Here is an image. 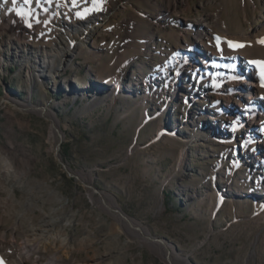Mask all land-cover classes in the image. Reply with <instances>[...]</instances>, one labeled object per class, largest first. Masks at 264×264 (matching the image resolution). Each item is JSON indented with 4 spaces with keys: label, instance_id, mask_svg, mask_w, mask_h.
Returning a JSON list of instances; mask_svg holds the SVG:
<instances>
[{
    "label": "rangeland",
    "instance_id": "rangeland-1",
    "mask_svg": "<svg viewBox=\"0 0 264 264\" xmlns=\"http://www.w3.org/2000/svg\"><path fill=\"white\" fill-rule=\"evenodd\" d=\"M262 40L264 0H0V259L264 264Z\"/></svg>",
    "mask_w": 264,
    "mask_h": 264
},
{
    "label": "bare ground",
    "instance_id": "bare-ground-1",
    "mask_svg": "<svg viewBox=\"0 0 264 264\" xmlns=\"http://www.w3.org/2000/svg\"><path fill=\"white\" fill-rule=\"evenodd\" d=\"M216 26L215 21L213 19L207 20V21H203L202 24L198 25L196 28V40L195 43H199L200 45H202L204 43V39H205V33L210 31L211 29H213ZM224 33H226L225 31H223ZM203 46V45H202ZM201 56V55H200ZM93 71V69H92ZM256 79V78H255ZM240 88L241 90L244 92L245 91V104L249 107H252V105H254L253 100L257 99V93H255L254 88H257V85L254 84V77L252 75H248L243 82H241L240 84ZM256 90V89H255ZM28 110L31 111H36L37 108H28ZM44 113V112H42ZM48 113L47 115L49 116L50 120H51V127L53 129V133L58 134L61 133L60 128H59V122L57 120V118L55 117V115H53L50 112H46ZM79 180L83 181V179L80 176H77ZM104 205H106V207L110 208L109 210L116 215V217L118 218V220L124 225L126 226V228H130L136 230V228H139L140 230L137 231L138 233H140L143 236H148L145 233V230L140 228V226H137L131 219H129L126 215H124L123 217L120 216V213H122L120 211L119 208H112L110 207L105 201L103 203ZM123 214V213H122ZM4 249V244L2 242H0V251H3ZM5 253H6V257L10 259L11 264H29V262L25 261L24 258H20L18 256L15 255V252L11 249V248H7L5 249ZM36 252V251H34ZM37 253V252H36ZM35 254V253H34ZM167 255V252H166ZM33 253H27L25 256L26 260L29 261H33L34 257H33ZM2 257V256H1ZM168 261L170 262V264H174L172 261V253H169L168 256ZM0 264H7V262H5L4 260L0 259Z\"/></svg>",
    "mask_w": 264,
    "mask_h": 264
},
{
    "label": "snow or ice",
    "instance_id": "snow-or-ice-1",
    "mask_svg": "<svg viewBox=\"0 0 264 264\" xmlns=\"http://www.w3.org/2000/svg\"><path fill=\"white\" fill-rule=\"evenodd\" d=\"M25 3H28L29 0H24ZM13 3H15V0H13ZM18 16H21L22 14L21 13H16ZM29 27L31 25H28ZM229 43V47L232 48V49H236V48H240V47H243L244 45H240V44H235L233 42H228ZM260 43L264 44V40L260 41ZM219 50V48H218ZM251 63H257V64H261L262 65V78H264V62H251ZM262 87H264V83H262L261 85Z\"/></svg>",
    "mask_w": 264,
    "mask_h": 264
},
{
    "label": "water",
    "instance_id": "water-1",
    "mask_svg": "<svg viewBox=\"0 0 264 264\" xmlns=\"http://www.w3.org/2000/svg\"><path fill=\"white\" fill-rule=\"evenodd\" d=\"M58 135V137H59V142H58V144H57V146H56V155H57V157H58V159H59V161H61V159H60V156H59V154H58V151H59V147H60V145H61V142H62V139H63V135H62V133H58L57 134ZM62 163V162H61ZM62 165H63V167L66 169V167H65V165L62 163ZM67 170V169H66ZM78 178V177H77ZM102 202L104 203V200H102ZM105 207H106V205H104ZM107 209H110V208H108V207H106ZM120 216H124V214H122V213H120ZM125 217V216H124ZM136 230L137 231H139L140 229L139 228H136ZM147 237V236H146ZM147 238H149L150 239V237H147ZM169 251H167V255H166V259H167V261H168V256H169ZM169 262V261H168ZM170 263V262H169Z\"/></svg>",
    "mask_w": 264,
    "mask_h": 264
},
{
    "label": "trees",
    "instance_id": "trees-1",
    "mask_svg": "<svg viewBox=\"0 0 264 264\" xmlns=\"http://www.w3.org/2000/svg\"><path fill=\"white\" fill-rule=\"evenodd\" d=\"M14 71H11V73H13Z\"/></svg>",
    "mask_w": 264,
    "mask_h": 264
}]
</instances>
